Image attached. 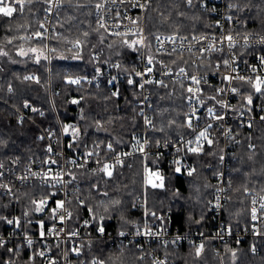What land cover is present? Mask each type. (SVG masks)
<instances>
[{
  "label": "trees",
  "instance_id": "1",
  "mask_svg": "<svg viewBox=\"0 0 264 264\" xmlns=\"http://www.w3.org/2000/svg\"><path fill=\"white\" fill-rule=\"evenodd\" d=\"M186 1L146 0L144 41L146 45L151 44V50L153 39L159 33L190 36L215 32L214 18L198 10L200 0H192L191 6ZM226 1L232 6L227 11L231 17L228 31L264 32V0ZM46 3L47 0H33L29 5L25 0L22 14L14 13L11 18L0 14V52L7 53L6 56L0 55V97L9 105L0 104V162L6 163L10 158L23 162L47 155L43 143L36 138V126L19 121L10 106L21 108L23 104H29L34 109L32 116L57 133L58 122L62 128L67 126L66 137L71 141V148L78 150L100 152L108 143L123 147L129 145L132 135L141 129L137 105L140 95L136 86L119 81L116 83L117 95H113L109 79H104L100 85H95L92 80L96 69L110 63H120L123 71L137 65L141 44L129 48L125 43L136 35H110L99 27L96 24L97 0H60L52 21L54 32L48 41L41 37L19 39L29 29L37 31L40 28ZM77 41L79 52L72 47ZM31 48L37 52L29 51ZM21 50L27 55H20ZM96 52L100 53L99 58L93 55ZM180 55L172 57L186 58ZM167 57L164 59L171 64L170 57ZM76 79L79 84L68 82ZM161 82L149 85L154 119V130L150 134L152 145L188 133L185 85L169 79ZM241 94L240 105L245 103L248 95H253L251 85L246 86ZM73 100L79 103H72ZM258 100L264 104V95H256L255 101ZM40 111L44 112L41 116ZM73 128L78 130L76 137L72 135ZM248 133L249 130L241 132L242 139L228 171V200L223 212L225 224L230 229L249 226L250 197L247 191L264 195V127H256L253 136L250 135L253 149H247ZM220 152L221 141L215 137L199 152L189 154L193 163L191 175L177 172L167 155L148 156L145 163L137 156L115 167L111 176L86 168L72 169L80 184L81 201L72 199L69 203L70 226H77L86 218L88 223L81 227L84 233L98 226L112 231L129 230L144 218V208L138 204L140 198L151 210L148 217L156 223L180 232L210 233L213 224L207 201L214 191V174L219 166ZM144 165L152 169L161 166L162 174L145 182ZM47 193L45 188L34 185L24 187L11 197L0 195V216L8 219L22 216L24 211L33 214L32 197ZM116 201L118 203H114ZM5 230L6 222L0 221V234ZM254 243L259 245L257 252L251 251ZM222 248L220 260L214 252L212 238L205 239L199 255L197 249L183 244L157 246L175 264H264V246L255 239L228 240ZM7 249L6 246L0 247V264L6 261L10 264H44L38 253L31 258L25 248L13 252ZM75 249L79 250V255L71 252L70 257L87 262L98 258L103 264H153L141 256L135 243L119 247L111 246L106 240L85 238L78 241Z\"/></svg>",
  "mask_w": 264,
  "mask_h": 264
},
{
  "label": "built area",
  "instance_id": "2",
  "mask_svg": "<svg viewBox=\"0 0 264 264\" xmlns=\"http://www.w3.org/2000/svg\"><path fill=\"white\" fill-rule=\"evenodd\" d=\"M59 3L60 0H51L50 3L47 0L45 9L51 7V11L46 12L44 10L41 23L43 27L40 26L37 30L42 33L41 38H45L46 41H48L49 35L54 32L52 21L58 10L56 5ZM140 4L146 5V0H97L96 3V24L99 27L102 24L103 27L101 28L106 33L110 35H117V33L134 34L140 36L143 40L141 52L136 58L137 65L134 68L123 71L122 65L114 62L96 69L92 74L95 85H100L104 79H109L112 93H117L116 83L119 81L128 82L129 79H132L135 82L132 85L136 86L140 95L137 105L138 114L141 118V129L132 135L129 145L117 148L112 143H108L100 152L71 148L69 147L71 141L66 137V133L59 122V133H57L49 126L40 124L32 116L31 112L34 109L29 104L25 103L21 108L10 106L19 121H28L36 126V138L43 143V150L47 152V155L23 162L17 158H10L6 163L0 162V165H2L0 167V184L7 185V188H0V195L11 197L24 187L34 185L45 188L48 193L32 197L33 214L24 211L22 216L15 215L8 218L18 219L20 222L19 227L6 224L5 232L0 234V241L8 249L20 250L25 248L31 258L34 257L35 253L40 254L43 252L44 264H51L52 261H55L56 264H93V261L103 264L102 260L98 258H93L90 262H87L86 260L77 259V257H70L71 252L76 255L73 249L76 248L78 241L85 238H98L108 241L111 246L122 247L135 243L141 251V256L150 259L153 264H175L157 249L159 244H183L197 249L199 245H204L206 238H212L214 252L220 260L223 253L222 246L228 240L239 242L250 238L260 241L261 245L264 246V231L262 230L264 226V209H261V204H264V195L247 191L250 197V223L248 227L230 229L225 224L223 212L228 200V171L240 145L241 132H248L249 130L247 149H253L252 132L258 126L264 127V119H261V117H264V104H261L259 100L255 101L256 95L259 97L262 95L257 93L251 84L239 80L229 82L223 80V77L239 74L246 78L251 77L253 80L257 76L264 78V66L260 65L259 60V57L264 56V44L258 43L261 37H264V32H230L228 31V23L231 20L228 19L229 4L227 1L200 0L198 10L214 18L215 32L190 36L159 33L155 35L152 50L149 52L145 48L144 41L145 7H139ZM97 5H100V7L98 8ZM37 31L29 29L27 33L20 35L19 39H34L37 37L35 35ZM227 35H232L237 42L232 49H228V42L223 39ZM246 36L248 37L247 47H245L244 39ZM75 45L72 47L76 52H79L80 46L76 47ZM209 45H213L214 49L219 50L209 51L207 50ZM176 54L185 55L186 58L181 60L179 57H172ZM93 55L96 58L100 57L98 52ZM165 56L170 57L171 64L166 62ZM149 57L153 60L150 65L148 64ZM225 59L229 60L230 66L224 65L223 61ZM116 65H119V67H116ZM199 66L203 68L201 69ZM148 67L152 69L151 72L146 71ZM181 68L184 69L183 73L180 72ZM253 68L256 71H253ZM136 72L144 73V75L136 76ZM193 76L200 81L199 84L193 83L191 79ZM113 77H115V80H113ZM164 79L177 81L185 85L187 93L185 98L186 128L188 133L177 139L157 141L152 145L150 134L154 130V119L151 113L149 85L158 81L161 82ZM145 80H151L152 83L144 84V87L140 88L139 84L144 83ZM248 85L253 88L252 103L249 104L246 99L245 103L240 105L241 93ZM210 87L211 89H208ZM231 87H237L238 92L232 93L230 91ZM261 87L264 90V85ZM189 88L193 89L191 93L188 91ZM218 89H224V91L218 92ZM190 97L191 99H189ZM210 97H215V99H210ZM217 101H220V103ZM0 104L9 106L1 97ZM222 105H227V107ZM208 108L213 109L214 115L208 114ZM39 114L41 116L44 112L40 111ZM216 116H221L223 119H217ZM146 120H150L151 124H147ZM189 120L191 121V127H188ZM208 125H211V127L209 128ZM206 128L207 139L197 140L199 133ZM215 137L221 141V152L219 166L214 174V191L207 201L208 212L213 224L210 233L201 231L180 232L164 227L148 217L151 210L145 207V200L140 198H138V204L144 208V218L141 222L134 223L129 230L112 231L103 226L105 231L101 233L98 231L101 226H98L93 231L84 233L81 227L86 225V218H83L79 225L70 226L72 213L69 203L72 199L77 202L81 201L80 184L76 173L72 169L86 168L92 172L99 171L108 176L102 170L105 165L109 166V171L112 173L115 167L129 162L137 156L142 157L145 163L148 156L167 155L168 160L179 167L180 171L189 173L193 170V163L188 155L199 152L203 146L208 144V140L213 141ZM109 144L112 145L111 149L108 148ZM49 146L52 148L51 152L47 151ZM141 147L143 151L140 150ZM189 148H198L199 151L192 152L189 151ZM89 152H92L93 155L88 156L87 153ZM52 161H55V163H52ZM161 174V166L152 169L149 165H144L145 181L149 180L148 176H160ZM56 176L59 177V182L51 179ZM24 177H27V179H24ZM45 179H47V183L44 182ZM50 189L54 191H50ZM41 199H45L47 203L43 206L42 211L37 212L35 209ZM33 201L36 203H33ZM58 201L64 202V208L58 209L55 219H53L52 209L56 208ZM253 209H256L255 220L252 219ZM68 212L71 213V217L67 215ZM60 216H64L63 222L60 221ZM21 221L24 222L21 223ZM41 221L44 223L43 229L39 226ZM53 228L56 231L49 234V230ZM41 231L45 232L44 237L40 236ZM73 233H76V235H73ZM120 233H124V235ZM27 239L32 240L31 246L27 244ZM258 249V243L251 245L252 252H257ZM4 264H10V262L6 261Z\"/></svg>",
  "mask_w": 264,
  "mask_h": 264
},
{
  "label": "snow or ice",
  "instance_id": "3",
  "mask_svg": "<svg viewBox=\"0 0 264 264\" xmlns=\"http://www.w3.org/2000/svg\"><path fill=\"white\" fill-rule=\"evenodd\" d=\"M50 2H51V0H49V3H50ZM27 3H28L29 5H31V4L33 3V0H27ZM187 3H188L189 6H191V5H192V0H187ZM138 6L141 7V8L146 7L145 4H140V5H138ZM56 7H60V5L57 4ZM97 7L99 8L100 5H97ZM229 7H232V6L230 5ZM24 8H25V0H0V14H2V16H4V17H9V18H11V17L13 16V14H14V13H17V12H19V13L22 14V13L24 12ZM213 10H214V9H213ZM45 11H46V12H50V11H51V7L45 9ZM228 19L231 20V17H228ZM41 27H43V25H41ZM101 27H103L102 24H101ZM35 35H36L37 37H41V36H42V33H40L39 31H37V32L35 33ZM85 35H87V33H85ZM117 35H124V34H123V33H117ZM157 39H159V37H157ZM223 39L226 40V41L228 42V43H227V47H228V49H232V48H234V47L236 46V43H237V42L234 40V38H233L232 35H227V36H225ZM244 39H245V47H247V40H248V37L246 36ZM8 42L11 43L10 40H9ZM125 43L127 44V46H128L129 48H134V46H135L136 44H142V43H143V40H140V41H133V42L130 43V44H129L127 41H125ZM258 43H260V44H264V37H261V39L258 41ZM75 46H76V47L79 46V41L76 42V45H75ZM207 50L211 51V50H219V49H214V48H213V45H209ZM29 51L35 53V52H37V49H35V48H31V49H29ZM174 51H175V49H174ZM19 54H20V55H27V53H25L23 50H21ZM41 54H42V53H41ZM0 55H5V56H6L7 53H6V52H0ZM45 58H46V57H45ZM37 60H39V57H37ZM259 60H260V65H261V66H264V56L259 57ZM152 62H153L152 58L149 57V59H148V64L150 65V64H152ZM223 63H224L225 66H230V65H229V60H227V59H225V60L223 61ZM116 67H119V65H116ZM146 71H147V72H151L152 69H151L150 67H148V68H146ZM233 71H235V69H233ZM253 71H256V69L253 68ZM180 72L183 73V72H184V69L181 68V69H180ZM135 75H136V76H143L144 73L136 72ZM25 79H32V77H25ZM191 79H192L193 83H195V84H199V82H200L195 76L191 77ZM113 80H115V77H113ZM223 80H226V81H229V82H231L232 80L243 81L244 83L251 84L252 87L255 89V91H256L257 93H260L261 95H264V90H262V87H261L262 85H264V78H261V77H259V76L255 77V80H253L251 77L246 78L245 76H242V75L237 74V75H235V76H231V75H229V76H224V77H223ZM68 82H69V83H72V84H79V83H80V81H79L78 79H76V80H69ZM110 82H111V81H110ZM134 83H135V82H134L132 79H129V80H128V84H129V85H132V84H134ZM148 83H152V81H151V80H145L144 83L139 84V87H140V88H143V87H144V84H148ZM157 83H162V82L158 81ZM188 91L191 93V92L193 91V89H192V88H189ZM197 91H199V89H197ZM217 91H218V92H223L224 89H218ZM230 91H231L232 93H236V92H238V88H237V87H231ZM113 95H117V93H113ZM189 99H191V97H190ZM210 99H215V97H210ZM246 99H247V101H248L249 104L252 103V96H251V95L247 96ZM217 102L220 103V101H217ZM72 103H79V101H77V100H73ZM26 106H27V105H26ZM222 106L227 107V105H222ZM208 114H209V115H214V113H213V109H212V108H208ZM193 115H194V113H193ZM215 118H217V119H223V117H221V116H216ZM261 119H264V117H261ZM146 123H147V124H151V121H150V120H146ZM191 126H192V125H191V121L189 120V122H188V127H191ZM208 127L210 128L211 125H208ZM64 132H65V133L68 132V127H65V128H64ZM77 132H78V130L75 129V128H73V130H72V135H73V137H76ZM201 138H203V139H207V128H206L204 131H201V132L199 133V136L197 137V140H200ZM41 139H43V137H41ZM211 142H212L211 140H208V143H209V144H211ZM145 143H147V141H145ZM69 147H71V145H69ZM108 148L111 149V148H112V145L109 144V145H108ZM140 150L143 151V148L141 147ZM47 151H49V152L52 151L51 146H49V148L47 149ZM189 151L197 152V151H199V149H198V148H189ZM87 155H88V156H91V155H93V153H92V152H89V153H87ZM221 159H223V158H221ZM52 163H55V161H52ZM177 163H179V162L177 161ZM0 167H2V165H0ZM102 170H103L107 175L111 176L112 173H111V171H109V166H108V165H105L104 168H103ZM176 171L179 172V171H180V168L177 167V168H176ZM189 175H191V172H189ZM24 179H27V177H24ZM51 179H54V180H56L57 182H59V177H58V176H56V177H52ZM44 182L47 183V179H45ZM153 186H155V185H153ZM0 188H7V185L0 184ZM9 191H10V190H9ZM33 203H36V202L33 201ZM46 203H47V201H46L45 199H41V200L39 201V203H38V205H37L35 211H37V212L42 211V210H43V206H44ZM114 203H118V201H116V202H114ZM253 203H255V201H253ZM63 208H64V202H63V201H58L57 204H56V208L52 209V212H53V219H55V214H56L57 210H58V209H63ZM261 209H264V204H261ZM252 211H253L252 219L255 220V219H256V214H255V213H256V209H253ZM25 215H27V213H25ZM67 215H68L69 217H71V213H70V212H68ZM59 219H60L61 222H63V220H64V216H60ZM0 221H4V222H6V224H8V225H15L16 227H19V226H20V222H19L18 219H7V218L4 217V216H0ZM29 223H30V221H29ZM85 223L87 224V221H86ZM39 226H40L41 229H43V227H44V223H43V221H41V222L39 223ZM53 231H56L55 228L50 229V230H49V234H51V232H53ZM98 231L101 232V233H103V232L105 231V229H104L103 226H101V227L98 228ZM120 234H121V235H124V233H120ZM44 235H45V232H44V231H41V232H40V236H41V237H44ZM73 235H76V233H73ZM27 244H28L29 246H31V245H32V240H31V239H27ZM3 246H4V245H3V242L0 241V247H3ZM203 247H204L203 244L199 245V247H198L197 250H196V254H197V255L200 254V252L202 251ZM7 251H8V252H13V251H15V250H14V249H7ZM73 251H75V252L77 253V255H79V250H78V249H73ZM40 255L42 256V255H44V253L41 252ZM51 264H56V262H55V261H52ZM93 264H100V262H98V261H93Z\"/></svg>",
  "mask_w": 264,
  "mask_h": 264
},
{
  "label": "rangeland",
  "instance_id": "4",
  "mask_svg": "<svg viewBox=\"0 0 264 264\" xmlns=\"http://www.w3.org/2000/svg\"><path fill=\"white\" fill-rule=\"evenodd\" d=\"M141 40V37L140 36H135V37H133L132 38V40H130L129 41V44L130 43H132L133 41H140ZM146 44V43H145ZM140 45V44H139ZM145 48H147L148 49V51H150L151 50V44H147L146 46H145ZM67 127V126H66ZM64 129V128H63ZM148 178H149V180L148 181H152V177L151 176H148ZM144 181H145V179H144ZM145 182H147V181H145Z\"/></svg>",
  "mask_w": 264,
  "mask_h": 264
}]
</instances>
